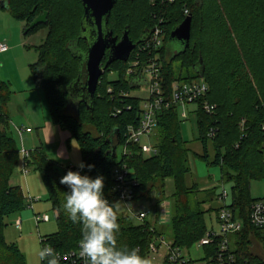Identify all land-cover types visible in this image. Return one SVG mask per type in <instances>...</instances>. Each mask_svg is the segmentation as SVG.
Segmentation results:
<instances>
[{"label":"trees","instance_id":"16d2710c","mask_svg":"<svg viewBox=\"0 0 264 264\" xmlns=\"http://www.w3.org/2000/svg\"><path fill=\"white\" fill-rule=\"evenodd\" d=\"M0 8L26 26L48 13L47 23L27 34L41 27L48 30L30 71L45 95L52 123L69 131L79 144L83 162L94 165L84 173L104 177V196L114 206L113 170L117 165L126 164L139 182L133 203L156 193L160 206L164 183L171 179V241L182 251L190 250L208 231L206 214L211 209L192 204L191 195L198 189L187 184L190 149L182 139L177 109L159 119L157 155L146 157L136 146L129 147L131 155L119 156L117 150L114 154L113 149L124 144L128 126L139 121V100L121 95V91L128 93L135 88L132 76L127 75L130 63L122 61L105 70L93 100L83 90L87 79L84 59L89 47L82 38V0H0ZM186 10L192 18L190 45L170 56L171 34L188 17ZM157 27L165 33L160 52L168 82L203 76L210 88L208 99L217 106L213 115L201 109L196 114V140L204 150L198 157L219 166L223 180L233 184L230 206L245 223L243 231L233 238L236 264H264V235L248 219L256 200L251 196V182L264 179V0H116L108 21L113 36L121 38L128 32L137 45L135 53ZM174 61L180 62V73L175 71ZM11 95L9 85L0 82V264H27L17 244L8 243L4 235L7 218L26 207L22 189L10 184L20 162L16 140L8 135ZM117 110L121 113L115 115ZM211 129L216 134L209 138ZM210 145L214 149L212 162ZM26 165L41 175L56 217L58 229L41 238V247L51 246L57 253L78 250L81 225L72 223L62 206L67 188L60 184V178L68 168L63 173L41 150L32 152ZM114 210L119 225L118 246L135 247L148 259L150 245L163 233L149 219L135 225L129 216ZM217 244L204 249L208 260L216 255ZM162 264L170 262L166 259Z\"/></svg>","mask_w":264,"mask_h":264},{"label":"built area","instance_id":"2783aa9c","mask_svg":"<svg viewBox=\"0 0 264 264\" xmlns=\"http://www.w3.org/2000/svg\"><path fill=\"white\" fill-rule=\"evenodd\" d=\"M186 16L189 15L185 11ZM165 33L160 27L155 28L149 35L148 40L131 53L127 63L130 67L127 71L128 76L135 81V88L128 93H122L123 97H131L139 100V121L136 125H129L126 131L123 148V155H131L130 146L139 148L138 152L146 157L155 156L159 153L158 144H151L150 141L157 135L159 128V119L162 114L177 109L181 121L187 120L191 114L196 116L201 109L208 115L216 112L217 106L210 103L208 97L210 88L203 77L192 80H175L168 82L163 69V59L160 49L164 44ZM8 45L0 43V55L8 51ZM135 53V54H134ZM149 54L143 57L144 54ZM152 54H154L152 56ZM133 57V58H132ZM146 85L144 97H137L132 94L136 89H141ZM113 92L112 88L108 90ZM193 106V110L189 108ZM128 107V106H127ZM121 113L117 110L115 115ZM244 123H242L243 125ZM28 132L31 129L27 130ZM22 133V130H20ZM215 130L211 129L209 138L215 136ZM146 140L147 142H145ZM25 161L30 158L31 153L25 149L21 151ZM27 166V165H26ZM68 170L77 171L78 169L69 167ZM27 171V170H26ZM115 181L114 192L118 201L122 202L131 215L143 223L149 217V211H135L131 205L135 199L136 190L139 182L130 168L126 164L117 165L113 170ZM228 192L223 189L218 197L221 206L217 209V224L219 230L208 229L205 236L196 244L199 247L206 248L212 246L216 241L217 252L215 256L210 257L208 264H236V257L231 245L230 236L239 234L244 229V220L237 216L233 211L231 204L227 203ZM30 202L34 201L29 199ZM172 217L171 203L163 200L159 206V222L161 225L169 224ZM249 224L264 235V197L257 198L252 202L249 214ZM48 215H37L36 221H48ZM234 241V239H233ZM162 250H165L162 253ZM61 257L60 264H83L79 256V249L67 253H58ZM161 261L158 262V260ZM170 264H195L194 261L184 256L183 251L174 247L173 242L167 240L163 235L158 236L150 245V255L148 260L151 264H162L165 260Z\"/></svg>","mask_w":264,"mask_h":264},{"label":"rangeland","instance_id":"374dc122","mask_svg":"<svg viewBox=\"0 0 264 264\" xmlns=\"http://www.w3.org/2000/svg\"><path fill=\"white\" fill-rule=\"evenodd\" d=\"M41 28L35 33L24 35V25L21 22L13 19L8 12L0 9V40L6 39L3 42L7 43L10 50L7 57L3 59L2 56V59L0 60V82L11 83L13 86L12 90H15L16 92H18L16 89H23L20 93L13 94L12 102L10 104V113L12 114V120L15 124H17V122L20 123L21 118L18 116H21L25 111V106L22 103L23 100L26 103V95L30 94V91L27 87L33 85L34 83L29 66L37 61L38 53L36 49L44 42L46 34L48 33L46 28ZM169 47L176 52L178 49H180V45L177 42H170ZM173 67L177 73H180V62L174 61ZM185 75L186 72H184V76ZM145 91L146 85L144 84L141 89L134 90L132 94L137 97H144ZM193 109V106L189 108V110ZM29 119L31 121L25 125L37 130L38 119L35 117H29ZM11 131L14 134V138L18 140V146L21 147L22 145L20 138L16 134V131ZM181 132L182 138L187 141V146L190 149L188 165L191 170L187 176V184L190 187L196 186L198 189L197 192L191 195L192 204L195 205L197 203H201V208L203 210L212 209L206 214V225L209 229L214 228L215 230H219L217 221L215 220V211L221 206L220 202L218 201V197L222 193V190L225 189L229 194L227 203L231 204V188L233 187V184L223 180L222 171L219 166L209 164L198 157V155L203 154L204 150L201 143L196 140V118L193 114H191L187 120L182 121ZM144 141L147 142L146 140ZM27 142L30 143V140ZM150 143L153 145L157 143L156 136L151 139ZM117 153L119 156L123 153L122 146L117 148ZM209 155V160L212 162L214 159V149L212 145L209 146ZM80 162H82L81 150L77 141L74 139L71 146L68 163L62 161L60 164H58V167L61 168L63 173H65L66 167L78 168V164ZM14 176V178H17L18 173L14 174ZM164 186V199L171 203L170 196L174 192V183L171 179H168L165 181ZM207 187L214 188V191L210 194L204 192L203 189ZM251 196L253 199L264 197V179L253 180L251 182ZM151 197L156 198L157 194L152 193ZM43 202H45V200H43ZM141 203V206H139L137 202L131 206L134 207L135 211L137 212L146 211L142 209H148L149 202H146L145 204L144 202ZM153 203H155L154 199ZM116 210L120 214L129 216L130 220L135 225L141 223L129 213L123 204L118 202L116 205ZM47 215L49 216V220L41 222L36 221L37 224L40 223V225L37 226L32 211L27 208L18 215L23 223L21 230H18V228L15 226V220L18 218L17 216L13 215L7 218L8 226L4 230V235L7 237L8 241L16 242L18 244L27 258V264H42V261L38 255V249L42 248L40 240L41 238L54 234L58 229L55 213L53 210H51V208L47 212ZM164 234V237L171 241L172 236L170 226H167ZM230 240L233 248V236H230ZM253 251L255 252L256 250L253 249ZM164 252L165 250H162V253ZM183 254L186 258L195 261L196 264H208L209 262V260L206 258L204 248L197 245L192 246L190 250L183 251ZM160 261L161 259L158 260V262Z\"/></svg>","mask_w":264,"mask_h":264},{"label":"clouds","instance_id":"9594fccd","mask_svg":"<svg viewBox=\"0 0 264 264\" xmlns=\"http://www.w3.org/2000/svg\"><path fill=\"white\" fill-rule=\"evenodd\" d=\"M93 167L82 161L79 170H68L60 178L67 188L62 204L65 213L72 223L81 225L78 247L83 264H151L139 249L118 246L117 215L114 204L104 196V177L84 173ZM38 255L46 264H60L61 257L51 246L39 248Z\"/></svg>","mask_w":264,"mask_h":264},{"label":"crops","instance_id":"0c3cea01","mask_svg":"<svg viewBox=\"0 0 264 264\" xmlns=\"http://www.w3.org/2000/svg\"><path fill=\"white\" fill-rule=\"evenodd\" d=\"M0 9L4 10L10 14V12L8 10L3 9V8H0ZM11 17L14 19V17L12 15H11ZM22 24L24 25V29H25V27H27V26L25 25V23H22ZM23 33H24V31H23ZM24 35H27V34L24 33ZM47 35H48V33L46 34L45 39L47 38ZM5 40L6 39L0 40V43H5V42H3ZM5 44H7V43H5ZM9 51L10 50L8 49L7 52L1 54L0 60L2 59V56H3V59H5V57H7V55L9 54ZM5 83H7L9 85L11 92H12L10 103L8 104V115H9V124H10L9 129H10V131L11 130L16 131V134L20 138V142L22 145L21 147H19L18 142H17L18 140H16L14 138L16 140L18 149L20 151V162H19L18 167L14 173V174L18 173V177L14 178L15 176L13 174V176L10 179V184L12 186L20 187L22 189L23 194L26 198V207L24 210H26L28 208L29 210L32 211L33 217H34V220L36 223V216L37 215H47V212L50 210V208H51V210H53V208H52L51 202L49 201L48 191H47L46 186L42 180L41 175L34 169V167L25 165V161L22 157L21 151L23 149H25V150L29 151L30 153H32L35 150H41L46 155V157L49 160H51L52 162H54L56 165L60 164L62 161H65L68 163L70 152H71V146H72L74 138L72 137V134L69 131L63 130L60 127L55 126L52 123V119L50 116V108L46 102L45 95H44L43 91L37 87L35 82L33 83V85L27 87L28 90L30 91V94L26 95V103L24 100L22 103L25 106V111L21 116H18L21 118L20 123L17 122V124H19V125L15 124L14 121L12 120V114L10 113V104L12 102L13 94L14 93L15 94L20 93L23 89H20V90L16 89L18 91V92H16L15 90L14 91L12 90L13 86L11 83H9V82H5ZM24 92H26V91H24ZM29 117H35L38 119V125H37L38 129L37 130L32 129L30 126L25 125V124L29 123V121H31L29 119ZM195 118H196V116H195ZM1 129H3V127H1ZM28 129H31V131L28 132L27 131ZM20 130H22V133H20ZM9 134H11L14 137V134L12 131ZM24 137H25V142H24ZM28 140H30V143L27 142ZM183 141H185V140L183 139ZM81 156H82V152H81ZM82 161H83V156H82ZM66 168H69V167H66ZM75 169H78V168H75ZM203 191L210 194L211 192L214 191V188L207 187V188L203 189ZM30 198L33 199L34 201L30 202L29 201ZM153 199L155 200V203H153ZM43 200H45V202H43ZM163 200H166V199L163 198ZM118 202L123 204L122 202L116 200L115 201V209H116V205ZM141 202H144V204L146 202H149L148 209H142V210L149 211V217H148L149 221H151L155 225V227H157L158 231L163 233V236H164L166 228H167V226H169L170 223L165 224V225H161L159 222L158 196L156 198L150 196L149 198L137 200V203L139 206L142 205ZM171 207H172V204H171ZM125 208H126V206H125ZM24 210H22V211H24ZM21 212L14 214V216L18 217V215ZM53 212H54V210H53ZM215 212H216V219L215 220L217 221V211H215ZM11 216H13V215H11ZM39 225H40V223L37 224V226H39ZM159 225H161V226H159ZM7 226H8V222H7ZM15 226L18 228V230L22 229L23 223H22V220L20 217H18L15 220ZM5 239L8 243L17 244L16 242L8 241L6 236H5ZM17 246H18V244H17ZM19 249H20V247H19ZM20 251L22 252L21 249H20ZM26 260H27V258H26ZM194 263H195V261H194Z\"/></svg>","mask_w":264,"mask_h":264},{"label":"water","instance_id":"95a60500","mask_svg":"<svg viewBox=\"0 0 264 264\" xmlns=\"http://www.w3.org/2000/svg\"><path fill=\"white\" fill-rule=\"evenodd\" d=\"M82 3L85 11L82 21V36L84 34L82 38L88 42L89 47L84 59L87 79L83 90L93 100L105 70L116 61L127 62L137 45L131 41L127 31L118 40L117 37H113V33L108 29L109 16L116 4V0H82ZM47 17L48 13L37 17L29 26L25 27L24 33L28 34L37 26L46 24ZM191 23L192 18L188 16L172 32L170 42L179 43L180 49L176 52L169 47L170 56L172 53L184 52L189 47ZM107 50L111 52L107 63L103 67V60L106 57ZM9 137H12V135L9 134ZM116 150V148L113 149L114 154H116Z\"/></svg>","mask_w":264,"mask_h":264},{"label":"flooded vegetation","instance_id":"af4514ba","mask_svg":"<svg viewBox=\"0 0 264 264\" xmlns=\"http://www.w3.org/2000/svg\"><path fill=\"white\" fill-rule=\"evenodd\" d=\"M113 37H117V36H113ZM118 38V37H117ZM120 38H118V40H119ZM110 50H107V52H106V57L104 58V60H103V67L105 66V64L107 63V61H108V58H109V54H110Z\"/></svg>","mask_w":264,"mask_h":264}]
</instances>
